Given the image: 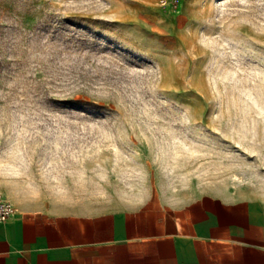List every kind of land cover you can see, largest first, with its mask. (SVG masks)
Here are the masks:
<instances>
[{
    "label": "rangeland",
    "instance_id": "1",
    "mask_svg": "<svg viewBox=\"0 0 264 264\" xmlns=\"http://www.w3.org/2000/svg\"><path fill=\"white\" fill-rule=\"evenodd\" d=\"M0 189L264 203V0H0Z\"/></svg>",
    "mask_w": 264,
    "mask_h": 264
},
{
    "label": "crops",
    "instance_id": "2",
    "mask_svg": "<svg viewBox=\"0 0 264 264\" xmlns=\"http://www.w3.org/2000/svg\"><path fill=\"white\" fill-rule=\"evenodd\" d=\"M0 264H264V203L224 191L178 204L11 201Z\"/></svg>",
    "mask_w": 264,
    "mask_h": 264
},
{
    "label": "built area",
    "instance_id": "3",
    "mask_svg": "<svg viewBox=\"0 0 264 264\" xmlns=\"http://www.w3.org/2000/svg\"><path fill=\"white\" fill-rule=\"evenodd\" d=\"M178 0H173L176 5ZM15 210L13 203L3 194L0 189V221H5Z\"/></svg>",
    "mask_w": 264,
    "mask_h": 264
}]
</instances>
